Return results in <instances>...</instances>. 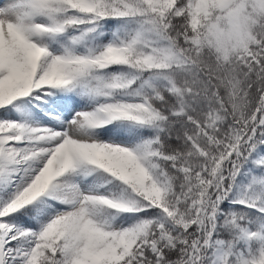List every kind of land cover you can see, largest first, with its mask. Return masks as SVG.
<instances>
[{
	"label": "snow or ice",
	"instance_id": "6c2138e0",
	"mask_svg": "<svg viewBox=\"0 0 264 264\" xmlns=\"http://www.w3.org/2000/svg\"><path fill=\"white\" fill-rule=\"evenodd\" d=\"M0 264H264V0H0Z\"/></svg>",
	"mask_w": 264,
	"mask_h": 264
}]
</instances>
